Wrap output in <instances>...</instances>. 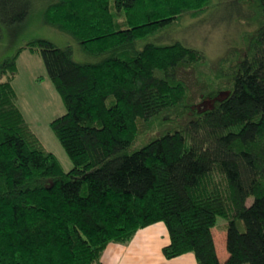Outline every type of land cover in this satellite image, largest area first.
I'll use <instances>...</instances> for the list:
<instances>
[{"label": "trees", "instance_id": "trees-1", "mask_svg": "<svg viewBox=\"0 0 264 264\" xmlns=\"http://www.w3.org/2000/svg\"><path fill=\"white\" fill-rule=\"evenodd\" d=\"M40 1L0 0V40ZM211 1L46 0L44 19L96 61L48 39L23 46L40 51L63 97L66 111L50 126L69 170L20 107L17 55L1 64L0 264H105L108 244L127 245L159 221L168 259L193 252L199 264H264V18L244 50L233 46L217 64L202 49L157 39ZM217 216L227 220L218 227L225 260Z\"/></svg>", "mask_w": 264, "mask_h": 264}, {"label": "rangeland", "instance_id": "rangeland-1", "mask_svg": "<svg viewBox=\"0 0 264 264\" xmlns=\"http://www.w3.org/2000/svg\"><path fill=\"white\" fill-rule=\"evenodd\" d=\"M46 4V0H41L33 8L26 21L16 25L13 30H5L0 40V71L1 64L8 57L17 55L18 71L14 79V87L19 95L20 107L46 149L57 156L65 170H69L73 167V162L50 126L52 119L66 111L63 97L50 79L40 51H32L23 48V46L35 39H48L59 47H69L77 61L94 62L96 60L83 51L81 44L70 32L62 30L44 19ZM263 13L264 0H212L210 6L197 15L189 13L184 15L175 26L163 31L164 33L162 32L157 39H159V43H170L171 39L179 40L186 45L202 49L207 54L209 61L217 64L220 58L226 55L233 46L245 49V38L255 29L257 18H264ZM184 74L186 76L189 74L188 77H192L188 71ZM0 79H4L1 73ZM193 80L190 79L189 82L192 86ZM225 95V92H221L216 98L197 99L191 112L194 113L199 108L210 107L215 103V100ZM141 128L145 129L143 123ZM149 128H152L151 125L146 130ZM159 131L154 127L139 141L142 142L143 139L156 135ZM252 200L253 198L249 197L247 203L249 204ZM226 222V218L217 216L214 227L217 251L221 258L223 250L228 255L225 242L226 231H222L218 227ZM223 232L224 241H220Z\"/></svg>", "mask_w": 264, "mask_h": 264}, {"label": "crops", "instance_id": "crops-1", "mask_svg": "<svg viewBox=\"0 0 264 264\" xmlns=\"http://www.w3.org/2000/svg\"><path fill=\"white\" fill-rule=\"evenodd\" d=\"M214 236L217 242L215 230ZM224 236V232L221 233L220 241H224ZM169 242L168 228L164 222L159 221L139 229L127 245L108 244L102 260L105 264H199L193 252L170 259L166 258L163 247ZM227 257L228 255L223 250L220 259L225 260Z\"/></svg>", "mask_w": 264, "mask_h": 264}]
</instances>
